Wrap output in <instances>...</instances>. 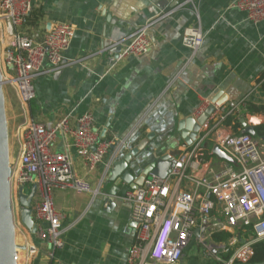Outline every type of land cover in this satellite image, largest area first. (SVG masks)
<instances>
[{
    "label": "crops",
    "instance_id": "1",
    "mask_svg": "<svg viewBox=\"0 0 264 264\" xmlns=\"http://www.w3.org/2000/svg\"><path fill=\"white\" fill-rule=\"evenodd\" d=\"M234 1L198 0L199 20L192 8H186L158 21L150 30L153 49L142 57H128L108 73L107 55L100 54L101 49L158 14L176 8L181 0L178 4L176 0H37L23 29L45 30L53 23L73 24L76 35L66 58L84 60L81 65L34 82L32 118L52 127L68 114L77 117L93 113L102 138L127 140L116 162L146 141L117 178L118 181L129 173L135 185L157 158L179 156L180 146L185 143L179 124L189 117L202 118L205 114L196 117L195 113L205 100L228 105L247 100L264 108V22H250L244 11L232 7ZM198 22L204 43L193 56L183 47L182 35ZM10 91V111L14 113L15 94ZM256 115L264 126V113ZM232 126L226 123L224 130L239 133ZM54 149L65 150L62 140ZM114 152L110 150L106 160H111ZM71 153L77 173L98 184L105 167L100 165L90 173L76 151ZM113 169L114 164L104 180L102 194L95 199L69 189L54 192V207L62 215L65 246L50 258V249L32 235L39 247L32 264H126L136 242V226L132 205L121 196L131 188L122 181L117 194H110L116 185L111 181ZM25 189L31 191V187ZM252 237L243 235L240 244ZM211 242L218 248L225 243H217L213 237ZM227 255L221 249L208 255L203 245L194 242L179 264H226L230 260Z\"/></svg>",
    "mask_w": 264,
    "mask_h": 264
},
{
    "label": "built area",
    "instance_id": "2",
    "mask_svg": "<svg viewBox=\"0 0 264 264\" xmlns=\"http://www.w3.org/2000/svg\"><path fill=\"white\" fill-rule=\"evenodd\" d=\"M36 2L0 0V68L4 88L13 90L19 114L10 147L12 206L19 247L17 264H32L39 247L32 241L33 234L21 223L20 211L16 213L20 206L14 190L17 195L20 187L37 186L31 207L36 225L34 236L50 249L48 256L53 258L54 252L65 246L62 215L54 207V192L69 189L97 198L121 148L127 144L126 139L115 142L102 138L91 112L77 117L68 114L52 127L32 118L34 82L81 65L84 60L66 58L76 35L73 24L53 23L45 30L23 29ZM197 2L184 0L103 47L99 53L107 55V72H113L128 57L147 55L154 46L150 30L158 21L186 8H192L199 20ZM232 7L244 11L254 24L264 22V0H235ZM203 43L199 22L183 31L182 45L193 56ZM118 48L121 51L116 54ZM246 102L228 105L205 100L196 117L211 108L213 111L194 141L180 146V154L168 176L164 179L150 176L143 186L129 189L121 196V200L132 205V220L136 224V242L126 264H179L194 242L203 245L208 255L218 249L231 253L226 264L247 263L252 259L254 245L264 242V138L224 130L230 116L259 117L246 111ZM60 140L65 147L63 152L54 149ZM214 146L233 162L217 158L212 152ZM72 150L88 172H94L100 165L105 167L98 184L77 173ZM110 150L115 152L111 160H106ZM222 232L233 236L219 248L213 242L208 246V239ZM243 235L253 237L240 244Z\"/></svg>",
    "mask_w": 264,
    "mask_h": 264
},
{
    "label": "water",
    "instance_id": "3",
    "mask_svg": "<svg viewBox=\"0 0 264 264\" xmlns=\"http://www.w3.org/2000/svg\"><path fill=\"white\" fill-rule=\"evenodd\" d=\"M182 1L184 0H181V2ZM176 2V4H178L179 0H176ZM120 51L121 48H118L115 52L118 54ZM5 97L4 83L0 68V264H17L16 255L17 249L19 247L17 244L14 212L12 206L10 143ZM212 111L213 108L209 109L208 112L199 120L189 117L185 121L180 122L178 131L181 132L185 143L191 144L194 141L198 131L200 130V127L204 125ZM262 123L263 121L257 116H253L250 119H240V124L244 129L243 132L252 136H254L256 133V127L262 125ZM150 138L151 136H148V139ZM144 143H146V141L132 149L130 153L127 154L128 156H124L122 161L114 163L111 181H114L116 185L115 188L111 190V195L117 194L119 190L118 184L122 181L130 184L131 190H135L143 186L146 179H148L150 176H155L161 179H164L168 176L170 169L174 165L175 158L170 155H164L151 163L150 169H147L144 173H142V176L138 181H136L135 185L131 184L133 179L129 173H125L124 177L117 181V178L122 173V171L128 167L130 157L136 156L137 153H139V150L143 148ZM212 152L219 159L228 161L230 163L233 162L232 159L218 146H214ZM36 194V185L31 186V191L29 193L26 192L25 187H20L17 193L18 204L20 206V221L33 235L36 232V225L32 219L31 207L35 200ZM196 234L199 235L200 231L197 230Z\"/></svg>",
    "mask_w": 264,
    "mask_h": 264
},
{
    "label": "trees",
    "instance_id": "4",
    "mask_svg": "<svg viewBox=\"0 0 264 264\" xmlns=\"http://www.w3.org/2000/svg\"><path fill=\"white\" fill-rule=\"evenodd\" d=\"M264 79V76L262 77ZM264 81V80H263ZM264 89V83L262 85ZM246 111L250 112L251 114H258V113H264V108L262 107H256L254 105H251L250 103L246 102ZM227 124L233 125V127L239 132H243V127L240 124V119L238 116H230L226 120ZM238 134V133H237ZM264 136V126L260 125L256 127V133L254 135L255 138L260 139ZM250 231H253L252 228H250ZM232 233L228 232H222V233H217L213 235V240L215 242H228L230 238H232ZM254 255L250 262L258 263V262H263L264 261V243L263 242H258L254 245L253 247ZM228 258H230L231 253L227 255Z\"/></svg>",
    "mask_w": 264,
    "mask_h": 264
},
{
    "label": "rangeland",
    "instance_id": "5",
    "mask_svg": "<svg viewBox=\"0 0 264 264\" xmlns=\"http://www.w3.org/2000/svg\"><path fill=\"white\" fill-rule=\"evenodd\" d=\"M5 91V98H6V116H7V121H8V130H9V143H10V147L11 144L13 143V131L15 129V125L19 122V114H17V101L15 98V112L12 113L10 111L11 109V105L10 103L12 102V98L10 97L12 95V92L10 91V87H5L4 88ZM14 198L17 199V195H16V191L14 190ZM20 209H16V213L19 214ZM211 240L210 238L208 239V246L210 245ZM216 258V256H214ZM218 258V257H217Z\"/></svg>",
    "mask_w": 264,
    "mask_h": 264
}]
</instances>
